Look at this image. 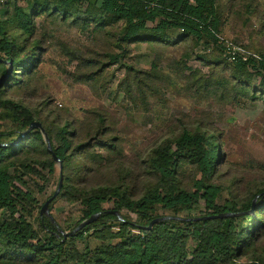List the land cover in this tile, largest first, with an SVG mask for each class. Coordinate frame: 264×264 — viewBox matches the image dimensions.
<instances>
[{
	"label": "rangeland",
	"instance_id": "374dc122",
	"mask_svg": "<svg viewBox=\"0 0 264 264\" xmlns=\"http://www.w3.org/2000/svg\"><path fill=\"white\" fill-rule=\"evenodd\" d=\"M28 1L15 0L13 4L25 7ZM87 7L84 4L75 10L83 14ZM216 12L222 52L191 39L176 43V36L181 35L178 31L168 43H133L123 55L119 48L121 25L101 31L82 25L78 17L52 13L34 16L29 37L10 31L19 53L34 50L41 62L31 74L20 78L22 85L10 93L11 98L30 109L36 121L50 131L69 125L66 131L71 149L89 144L88 154H82V149L68 158L61 184L65 190L49 205L52 223L61 232H70L82 218L79 200L61 198L69 188L89 191L127 183L128 192L138 198L158 181L149 166L151 154L162 144L174 151L175 141L184 131L216 138L221 160L209 183L222 189L218 206L240 204L264 189V98L256 96L251 101V92L242 96L239 86L264 90V73L253 67H234L235 55L247 60L264 57V0H216ZM115 56L120 61L111 64L110 58ZM128 67L140 73L130 72ZM91 73L95 75L88 79ZM91 111L104 117V126ZM3 114L0 108V117ZM0 126L3 131L14 129L9 120H0ZM44 158L42 148L25 150L21 161L26 160L36 172L21 176L23 169L10 170L14 184L34 200L27 207L32 209L27 220L34 229L40 225V207L57 191L63 171L56 163L52 173L42 170ZM34 161L38 164L31 163ZM65 176L68 180L64 183ZM199 179L193 165L181 164L176 175L179 187L191 190ZM114 207L112 203L103 206L106 210ZM203 212L200 201L189 215L200 217ZM121 213L137 221L135 215L125 210ZM158 215L170 213L159 211ZM2 222L13 223L7 211H0ZM100 245L87 232L68 249L81 253ZM254 251L256 256H264V237ZM250 259L251 254L239 263Z\"/></svg>",
	"mask_w": 264,
	"mask_h": 264
},
{
	"label": "trees",
	"instance_id": "16d2710c",
	"mask_svg": "<svg viewBox=\"0 0 264 264\" xmlns=\"http://www.w3.org/2000/svg\"><path fill=\"white\" fill-rule=\"evenodd\" d=\"M84 4H88L85 13L75 10V7ZM97 4L99 7H96ZM44 13L64 18L78 17L76 20L82 25H92L101 31L121 25L119 48L123 55L128 53L125 48L133 43H168L178 31L181 35L176 36V43L191 39L202 42L206 48L222 52L217 37L220 21L216 0H29L25 7L13 4L11 10L6 8L0 20V79L10 70L6 62H11V72L0 85V108L4 112L0 120H9L14 129L3 131L0 126V211H7L13 223H0V264H264V256H256L254 251L256 243L264 237V196L257 199L252 215L202 219L247 212L252 200L264 193V189L256 190L248 201L240 204L218 206L216 201L222 189L210 184L209 180L221 160L220 148L215 136L200 132L191 134L184 131L175 141L174 151L167 144H162L151 154L149 166L158 176V181L138 198H133L128 192L127 183L119 187L99 186L89 191L69 188L67 194L73 193L76 197L66 194L61 198L81 202L82 218L78 224L101 214L77 234L64 239L47 217H39L38 229L28 223L27 216H31L32 209L27 207L34 200L29 193L14 184L15 177H12L10 170L16 167L23 169L21 176L36 172L27 165L26 160L21 161L23 153L29 149L42 148L45 156L42 170L52 173L55 165L39 130H32L22 137L29 125L38 122L45 131L54 155L61 162L62 182L71 154L82 149V154H88L89 147V144H84L71 149L69 133L66 131L69 125L56 132L50 131L36 121L30 109L10 96L15 88L22 85L20 78L31 74L34 66L41 62L34 50L19 53L17 39L9 33L18 31L19 36L29 37L34 16ZM148 24L154 25L149 27ZM119 61L117 56L110 58L111 64H118ZM234 64L238 70L253 67L264 73V57L243 61L239 55H235ZM128 71L140 73L131 67H128ZM94 75L91 73L88 79ZM239 86L242 96L251 92V101L256 100V96L264 98V90L250 89L242 84ZM89 114L104 126L105 120L101 114L96 111ZM12 143L17 144L12 146ZM99 148L107 149L103 146ZM184 162L193 165L200 175L191 190L177 185L176 175ZM31 163L38 164V161ZM67 180L65 176L64 183ZM62 190L65 188L62 187L59 193ZM200 201L204 203L203 214L191 217L189 213L198 207ZM108 203L115 206L113 210L103 208ZM123 210L135 215L137 221L132 222L124 216L121 213ZM109 211L119 212L123 221H119ZM159 211L170 215L159 216ZM160 217L200 220H172L156 223L150 230L146 229L151 221ZM87 232L100 242L99 247L94 250L86 248L81 253L75 248L68 249L74 242L81 241ZM249 254L250 260L239 263Z\"/></svg>",
	"mask_w": 264,
	"mask_h": 264
},
{
	"label": "water",
	"instance_id": "95a60500",
	"mask_svg": "<svg viewBox=\"0 0 264 264\" xmlns=\"http://www.w3.org/2000/svg\"><path fill=\"white\" fill-rule=\"evenodd\" d=\"M7 65H9V72L0 79V85L3 84L5 82V80L8 78L10 72H11V62H6ZM32 130H39L45 143H46V147H47V150L48 152L51 153L52 157H53V160L56 164L59 165L60 167V171H61V162L60 160L54 155L53 151H52V147H51V144H50V141L45 133V131L43 130V128L41 127V125L38 123V122H32L28 129L26 130L25 133L22 134V137H24L27 133L31 132ZM17 143H12L11 145L12 146H15ZM1 146H6V145H1ZM61 184H62V177L60 176V180H59V185H58V188H57V191L55 192V194L50 197L41 207L40 209V217H47L48 219H50V221L52 222V219L51 217L49 216V205L50 203L54 200V198L59 194L60 192V189H61ZM260 196H264V193H262L261 195H258L255 197V199L252 201V204H251V207L249 209V211L247 212H244V213H238V214H232V213H227V214H220V215H217V216H210V217H204L202 219H206V220H211V219H219V218H228V217H234V216H239V215H252L254 210H255V202L256 200L260 197ZM108 213L112 214V215H115L117 217V219L119 221H123L121 215L119 214V212L117 211H109ZM101 214L98 213L96 215H93L92 217H90L89 219L87 220H84L83 222H81L77 227H75L73 230H71L70 232L68 233H64V232H61L59 229H57L58 233L63 236V238H67V237H71L75 234H77L78 232H80L83 228H85L86 226H88L89 224L93 223L94 221L97 220V218L100 216ZM197 221V220H200V218H193V219H182V218H178V217H160V218H157L153 221H151L148 225V227H146L147 230H150L151 227L156 224V223H160V222H167V221Z\"/></svg>",
	"mask_w": 264,
	"mask_h": 264
},
{
	"label": "crops",
	"instance_id": "0c3cea01",
	"mask_svg": "<svg viewBox=\"0 0 264 264\" xmlns=\"http://www.w3.org/2000/svg\"><path fill=\"white\" fill-rule=\"evenodd\" d=\"M15 0H0V20L3 19V14L6 8H11Z\"/></svg>",
	"mask_w": 264,
	"mask_h": 264
},
{
	"label": "built area",
	"instance_id": "2783aa9c",
	"mask_svg": "<svg viewBox=\"0 0 264 264\" xmlns=\"http://www.w3.org/2000/svg\"><path fill=\"white\" fill-rule=\"evenodd\" d=\"M243 54V52H241V55ZM241 57V59L243 60V61H246L247 59H246V57H243V56H240ZM257 60H259L257 57H255ZM255 59V60H256Z\"/></svg>",
	"mask_w": 264,
	"mask_h": 264
}]
</instances>
